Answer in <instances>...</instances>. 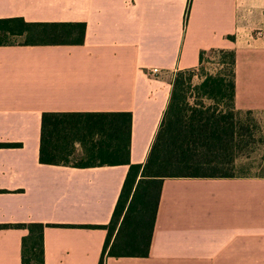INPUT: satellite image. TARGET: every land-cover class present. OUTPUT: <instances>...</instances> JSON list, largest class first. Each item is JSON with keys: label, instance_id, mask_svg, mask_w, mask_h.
Segmentation results:
<instances>
[{"label": "crops", "instance_id": "crops-1", "mask_svg": "<svg viewBox=\"0 0 264 264\" xmlns=\"http://www.w3.org/2000/svg\"><path fill=\"white\" fill-rule=\"evenodd\" d=\"M83 22L82 45L0 46V225L42 223L44 264H98L128 165L39 161L44 112H130L144 164L177 70L236 54L235 107L264 110V0H0V18ZM153 68L160 73L148 74ZM25 228L0 227V264ZM104 264H264V178L163 181L147 257Z\"/></svg>", "mask_w": 264, "mask_h": 264}, {"label": "trees", "instance_id": "trees-1", "mask_svg": "<svg viewBox=\"0 0 264 264\" xmlns=\"http://www.w3.org/2000/svg\"><path fill=\"white\" fill-rule=\"evenodd\" d=\"M85 34L83 22L0 18V46L82 45ZM211 54L221 57L224 72L206 74L193 85L196 71ZM235 64L234 50H202L197 67L175 72L167 108L144 164L130 162V112L43 113L40 163L78 168L129 166L111 220L101 226L107 235L98 264H104L105 257L149 255L165 179L259 178L238 174L235 168L242 143L249 140L246 136L250 126L242 118L254 113L235 107ZM19 146L0 142V148ZM0 227L27 229L22 238L21 264H44V224Z\"/></svg>", "mask_w": 264, "mask_h": 264}, {"label": "rangeland", "instance_id": "rangeland-1", "mask_svg": "<svg viewBox=\"0 0 264 264\" xmlns=\"http://www.w3.org/2000/svg\"><path fill=\"white\" fill-rule=\"evenodd\" d=\"M16 38L15 41H21ZM221 57L217 54L206 56L203 67L196 71L192 80L193 85L199 84L206 74H216L225 70V65L220 63ZM195 93V91H194ZM192 97L191 101L194 102ZM207 103L211 101L206 100ZM250 116H243V120L250 126L247 138L242 143V151L236 159L235 168L238 174L251 175L264 178V110L253 111ZM79 149V147H78Z\"/></svg>", "mask_w": 264, "mask_h": 264}, {"label": "built area", "instance_id": "built-area-1", "mask_svg": "<svg viewBox=\"0 0 264 264\" xmlns=\"http://www.w3.org/2000/svg\"><path fill=\"white\" fill-rule=\"evenodd\" d=\"M159 73H160V71L157 68H153L150 71H148V74L151 75V76L157 75Z\"/></svg>", "mask_w": 264, "mask_h": 264}]
</instances>
